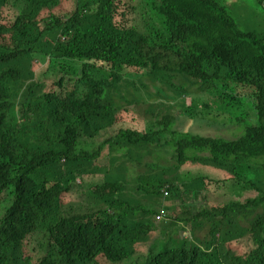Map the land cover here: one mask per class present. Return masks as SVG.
Listing matches in <instances>:
<instances>
[{
    "label": "trees",
    "instance_id": "1",
    "mask_svg": "<svg viewBox=\"0 0 264 264\" xmlns=\"http://www.w3.org/2000/svg\"><path fill=\"white\" fill-rule=\"evenodd\" d=\"M66 1L0 0V196L13 193L0 218V264H264V0H253L262 19L248 32L231 17L225 3L232 0H141L138 7L69 0L68 14L61 13ZM125 8H136L140 20L146 9L147 26L130 25ZM195 83L207 87L186 108V122L227 124L205 118L208 98L221 114L250 99L252 113L235 120L241 134L177 131L173 116L153 108L139 131L131 107L144 97H186ZM142 154L168 162L149 181L166 205L183 195L197 200L218 184L257 196L176 218L193 233L207 227L206 236L159 252L147 247L137 258L159 215L120 194L126 165L141 163ZM92 184L104 207L65 214L81 201L73 191ZM35 235L44 240V252L32 249L37 258L27 251Z\"/></svg>",
    "mask_w": 264,
    "mask_h": 264
},
{
    "label": "rangeland",
    "instance_id": "2",
    "mask_svg": "<svg viewBox=\"0 0 264 264\" xmlns=\"http://www.w3.org/2000/svg\"><path fill=\"white\" fill-rule=\"evenodd\" d=\"M141 0H135L134 7L140 6ZM126 3V2H125ZM127 4V3H126ZM225 5L228 8V11L231 17L235 20L237 27L243 31L248 32L260 28V23L262 15L256 9H251L255 3L253 0H232L226 2ZM64 8L61 13H69L74 10V6L71 1H66L64 3ZM10 8V7H9ZM11 10V8H10ZM125 20H130V25L139 24L140 28L147 26L148 18L146 17V9L143 11L142 20L139 19L136 8L134 11L130 12L125 8ZM254 11V12H253ZM4 16L7 20L12 18V10L5 11ZM158 26L157 20L154 22ZM156 28V27H155ZM158 29V28H157ZM44 64V63H43ZM44 66H41L36 74L38 75L43 70ZM43 77L36 76V79L41 80ZM148 88V92L152 94L155 93L152 85L148 82L147 79H142ZM158 88L164 90L167 94L173 95V93L163 86L156 85ZM212 84L209 86L210 89ZM207 87V85H201V83H195L193 87L188 88L189 95L186 97H177L173 100H162L161 98L151 96L144 97L145 104H136L131 107L140 117L139 121L136 123V127L139 131L143 130L142 119L146 118L150 120L149 117H146L145 114L151 108L154 109L156 114L162 115H171L174 119L177 120V123L174 125V129L185 130L188 133L200 135L202 137H220L225 139H234L239 134H241V129L238 127L239 122L235 121L238 114L241 112L242 116L244 114H249L253 109V103L250 99L242 100V104L233 105L230 109L221 114L217 111V106L213 103V98L209 97L207 106L209 109L207 113L208 116H205L207 120H216L219 122H227V124L217 125V124H208L207 122H186V118H183L186 115V108L191 106V101L197 99L201 96L202 91ZM216 90V89H214ZM201 101V100H200ZM161 103V104H160ZM168 106L171 108L169 109ZM182 106V107H181ZM200 105H198L199 107ZM203 107V105H202ZM204 111L205 108H202ZM186 111V112H185ZM205 113V114H207ZM252 113V112H251ZM183 118V119H180ZM120 128H125L118 125ZM118 127H114L108 132L114 135L118 131ZM173 129V130H174ZM82 142H80V145ZM133 153L136 154L135 150ZM126 154L125 149L120 150L116 153L118 162L116 166L124 159L122 157ZM102 167H107V160L101 162ZM168 162L165 160L157 161L155 157H150L148 155H141V163L134 161L126 165L127 172L125 173L124 182V191L120 195L121 201L129 203L132 207L143 208L146 211H154L158 217L150 218V229L154 232L155 235H150V238L146 239V244L140 245V251L137 258L141 256L144 252H147V247H150L151 250L159 252L160 249L166 247H177L178 243H196V238L202 239L206 236L208 230L207 227L196 231L193 233L191 226L186 225L185 223H178L174 221L176 218H181L185 220L186 214H196L202 211L203 208L212 209L215 206L221 205L230 201L244 202L247 198H254L257 196V192L254 189H242L241 185L235 186V189L229 186L226 191L218 184L219 188L214 186L213 190L208 191L206 194H203L202 197L197 200L183 195L182 198L175 199L172 201V204L166 205L163 198L155 197L151 195L152 187L149 186V181L151 178L158 177L161 175L163 170L168 168ZM97 184L80 186L76 188L73 192L77 194V197H81L80 202L70 203L69 206H66L64 209L65 214H84L86 212H91L95 209V206L101 208V201H98L97 198L91 195L92 188ZM13 201V193L11 190L4 192L0 196V218L3 216L5 211L11 206ZM163 202V203H162ZM101 205H100V204ZM127 210V209H126ZM31 240V244L28 243L27 251L30 254L34 255L32 257H39V252H44V240L41 236L35 235ZM187 245V244H185ZM40 251H39V249ZM36 251V252H34ZM146 255V253H145ZM31 257V256H30ZM34 260V259H33ZM101 261V262H100ZM99 264H106L104 260H98Z\"/></svg>",
    "mask_w": 264,
    "mask_h": 264
}]
</instances>
